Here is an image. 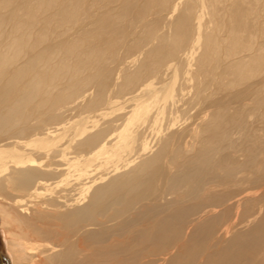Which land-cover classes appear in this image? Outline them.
I'll use <instances>...</instances> for the list:
<instances>
[{
	"label": "bare ground",
	"instance_id": "6f19581e",
	"mask_svg": "<svg viewBox=\"0 0 264 264\" xmlns=\"http://www.w3.org/2000/svg\"><path fill=\"white\" fill-rule=\"evenodd\" d=\"M262 11L264 0H0V226L16 263H260L263 216L229 234L238 207L243 221L259 207L237 197L261 181L244 170L264 130L244 129L264 106ZM211 91L221 97L205 107ZM200 101L207 112L187 123ZM76 121L88 123L79 139Z\"/></svg>",
	"mask_w": 264,
	"mask_h": 264
},
{
	"label": "rangeland",
	"instance_id": "374dc122",
	"mask_svg": "<svg viewBox=\"0 0 264 264\" xmlns=\"http://www.w3.org/2000/svg\"><path fill=\"white\" fill-rule=\"evenodd\" d=\"M115 4H119L118 2H115ZM98 5H100V6H102L103 8L101 9L102 11L103 10H106V9H111L113 12H117L118 11V6L117 5H105V4H98ZM95 10V8H93V9H91V11L93 12ZM262 20H264V11H262V12H259V18H258V21L259 22H261ZM139 29V28H138ZM129 30H130V28H129ZM242 86H240V87H236L235 89H233L231 92H229L227 95L228 96H225V95H223L222 97L220 96V95H218V96H216V94H215V92H207V93H205L202 97L203 98H205V102H204V106L206 107V106H212L213 105V97H221V98H223L224 100H229L231 97H233L237 92H239V91H241L242 90ZM225 96V97H224ZM220 98V99H221ZM229 103V102H228ZM247 103V102H246ZM231 104H232V102H231ZM200 105H202V101H200L199 102V105H198V107H196V108H194V110H192L188 115H187V117H186V122L188 123L189 122V120H190V118L192 117V116H194V115H197V113H198V111H199V109H201V111H199V113H201V114H204V113H206L207 112V108L206 109H204L205 107H203V106H200ZM117 106H118V108H119V105L117 104V105H114L111 109H108V111L107 112H109V113H111V115L107 118V119H104V121H107V120H109V119H112V118H114V116L119 112L117 109ZM235 105L233 104V106H230V104H229V107H231V109L234 107ZM115 107L117 108V109H115ZM248 108H250V107H248ZM113 109V110H112ZM196 109H198V110H196ZM109 110H111V112L109 111ZM202 112H204V113H202ZM248 112H250L249 114H247L246 116H247V120L248 121H245L246 122V126H245V131L247 130H250V131H252V132H255L256 131V133H262L263 134V132H261V131H263L264 130V125H263V122H262V119H261V115H264V106H262V105H260V104H257L256 106H255V108H253V109H251V110H249ZM198 113V114H199ZM74 113H72L71 114V112H67V113H65L64 114V117L62 118V121L64 122V124H65V122L67 123V125H68V123L69 124H71V122L72 121H75V120H77V118L76 117H74V115H73ZM194 114V115H193ZM259 117H258V116ZM249 116V117H248ZM71 117V118H70ZM73 119V120H72ZM70 120H71V122H70ZM255 120V121H254ZM104 121H102V120H99L98 121V124H100V123H102V122H104ZM63 124V123H62ZM88 125V123L87 122H85V121H79V122H75V123H73V125L72 126H70L71 127V135L73 136V138L74 139H79L80 138V136H82V132L85 130V127ZM246 131V132H247ZM243 132L244 131H236L235 133L236 134H241V137L239 136V135H237V137L239 136V139L236 137V134H234L233 133V135H232V139L234 140V142H236L237 143V141H239L237 144H235L234 143V151H235V153H234V155H235V157H236V159H238V160H241V159H243V152L241 151V145H240V142L242 143V141H243V137H242V135H243ZM235 135V136H234ZM237 139V140H236ZM190 142V139L189 138H185L184 139V142H186V143H188V142ZM75 142V141H74ZM263 142H264V137H263ZM188 145V144H187ZM236 145H239L238 147L236 146ZM198 147V143H197V139H195V141H193V145H192V150H195L196 148ZM263 151H264V148H263ZM263 153V154H262ZM261 154V155H260ZM242 155V156H241ZM263 155V156H262ZM238 157V158H237ZM264 152H259V154H258V157H257V161L256 162H258L257 164H259L260 162V164L261 165H258L257 166V164L255 165L254 164V167L252 166L251 167V169L252 170H249V168H246L244 171H245V174H250L251 176V178H252V174H254V176L253 177H260V179H261V181L257 184V187L254 185V183L252 184V186H251V184H249V183H247V184H245V186L246 187H244V188H246L247 189V191L244 193V194H241V195H239L237 198H242L243 199V195H246L247 194V198L246 199H252V200H254V201H256L258 204H256V206L257 205H259V207L257 206V209H253V210H251V212H249V215L248 216H250V217H248V216H246L247 218V220H242V218H241V212L243 211V205L241 206V207H238V210H237V215H236V219L234 220V218H233V220H232V227H235V229H234V231L232 232L231 231V233L229 234L230 236H231V234L233 235L234 233H237L238 231H240L241 230V232H242V230L243 231H247V230H249L251 227H252V224L256 221V220H258L260 217H264V200H260V199H258L259 198V196L262 194V193H264V170H262V168L264 167ZM260 160V161H259ZM263 161V162H262ZM260 167H261V170H260ZM256 168H257V170H256ZM255 169V170H254ZM243 171V172H244ZM247 171H249V172H247ZM175 172V169H172L171 170V173L170 174H172V173H174ZM262 177V178H261ZM74 182V178H71V183H73ZM256 184V183H255ZM250 186H251V188H250ZM157 192H159V194H165V192H164V185H163V183H161V182H159V183H157ZM218 189H219V187H218ZM226 189H224V190H220L219 192V194H223V192L225 191ZM175 197V195L174 196H169V195H167V196H164V197H159L158 198V200H157V203L159 204V205H163V204H165L166 202H168V201H170V200H172L173 198ZM242 199H241V201H242ZM258 199V200H257ZM258 201H260V202H258ZM255 202V203H256ZM262 204V205H261ZM185 205H187V204H185ZM260 205H261V207H260ZM240 206V205H239ZM255 206V207H256ZM174 207H171V208H168L166 211H165V214H168V213H172L173 211H174ZM260 210V211H259ZM257 211H259V213L257 212ZM251 214V215H250ZM253 216H256V217H254L255 218V220H254V218H253ZM233 217H235V216H233ZM242 220H240V219ZM253 218V219H252ZM257 218V219H256ZM243 219H245V218H243ZM250 219H252V220H250ZM247 221H249V222H247ZM240 222H244V223H240ZM240 223V224H239ZM246 225V226H245ZM250 225H251V227H250ZM239 226V227H238ZM247 227H248V229H247ZM236 231V232H235ZM230 236H227L226 238H224V239H228ZM186 238H187V235L185 236ZM184 237V238H185ZM185 238V239H186ZM184 239V240H185ZM7 240H8V237H7V235H6V233H5V231H4V229L0 226V255H1V259H2V264H18V263H16V261L14 260V257H13V255H12V251L10 250V248H9V245H8V242H7ZM261 251V252H260ZM260 251L258 250V254L256 253V257H255V260L256 261H259L260 263L259 264H264V260H263V258H264V249H260ZM150 259V258H149ZM144 260H142V262H143ZM146 261H148V259H146ZM200 261V260H199ZM168 263V258L166 259V261L163 263V264H167Z\"/></svg>",
	"mask_w": 264,
	"mask_h": 264
},
{
	"label": "water",
	"instance_id": "95a60500",
	"mask_svg": "<svg viewBox=\"0 0 264 264\" xmlns=\"http://www.w3.org/2000/svg\"><path fill=\"white\" fill-rule=\"evenodd\" d=\"M0 264H1V255H0Z\"/></svg>",
	"mask_w": 264,
	"mask_h": 264
}]
</instances>
